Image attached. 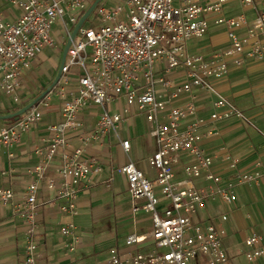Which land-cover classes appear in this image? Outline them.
<instances>
[{
	"label": "built area",
	"instance_id": "built-area-1",
	"mask_svg": "<svg viewBox=\"0 0 264 264\" xmlns=\"http://www.w3.org/2000/svg\"><path fill=\"white\" fill-rule=\"evenodd\" d=\"M1 1L13 12L0 10V93L17 106L23 104L25 78L41 50L52 46L60 32L68 38L94 0ZM231 1L238 2L240 10L225 16L223 7ZM244 8L251 11L246 13ZM92 14L94 19L85 26ZM89 16L72 40L54 89L13 123L0 126V147L11 148L40 124L52 97L60 101L61 120L47 126L48 144L35 148L38 161L20 201L13 204L12 189L0 188V203L12 204L26 226L22 264L37 263L38 192L42 187L55 192L62 200L59 211L75 215L80 189L102 171L95 158L83 159L85 147L113 134L127 154L129 140L119 136L118 128L133 114L144 117L156 142L157 150L148 158L155 177H146L131 161L115 171L126 179L133 210L150 215L153 247L131 255L112 251L106 264H233L223 247L224 229L214 221L199 223L193 218L206 202L218 200L231 206L238 186L260 185L264 180L258 159L252 170H239L224 180L212 169L215 156L202 146L218 136L217 124L243 119L216 83L227 78L231 64L238 67L250 60L264 66V0H100ZM212 28L224 32L221 46L194 55L184 48L188 40L201 39ZM174 73H181L183 79L171 80ZM200 92L214 97L207 118L198 115ZM181 96L187 101L175 103ZM90 106L99 113L93 129L84 134L79 113ZM73 133L81 141L76 148L71 147ZM222 153L229 170H236L238 158L225 150ZM57 157L60 162L51 176L48 171ZM179 165L183 178L176 180ZM196 180L206 185L197 188ZM155 186L160 188V197ZM161 198L166 205H161ZM139 200L145 203L137 205ZM226 220L223 215L221 221ZM60 234L69 238L68 250L74 251L80 242L76 227L67 224ZM143 240L131 236L126 244ZM244 246L246 261L264 256L258 234L248 235Z\"/></svg>",
	"mask_w": 264,
	"mask_h": 264
},
{
	"label": "crops",
	"instance_id": "crops-1",
	"mask_svg": "<svg viewBox=\"0 0 264 264\" xmlns=\"http://www.w3.org/2000/svg\"><path fill=\"white\" fill-rule=\"evenodd\" d=\"M0 10L5 13L13 12V9L1 0ZM207 35L208 42L211 43H207L209 46L207 50L205 46H202L201 53H208L221 46L225 41L224 37L221 38V36H224V32L218 29L212 28ZM247 64L255 65L256 70H259L264 78V66L262 64L245 60L238 67L231 64L226 79L229 81L235 80L242 74ZM175 75L177 76L175 77ZM170 79L181 81L183 75L174 73L170 76ZM225 80L217 82L216 87L220 94L241 112L239 106L231 102L229 99L231 96L228 94L230 89L234 88L237 83L229 86L225 84ZM233 95L236 103H239L241 93L236 92ZM53 98L58 99L55 96ZM262 98L264 99V89ZM213 100V96L205 92L199 93L196 102L200 108L199 116L208 117L212 111L211 104ZM186 101L187 98L181 96L178 102L175 103L181 104ZM7 102L10 107L6 108L0 115H4L8 109L16 106L11 103L10 99ZM52 103L53 99L49 107L42 111L40 124L25 134L19 144L11 148L0 147V188L12 189L14 192L13 204L20 201L25 186L32 181V169L38 161L34 150L38 146L48 144L50 139L47 126L57 124L61 120L60 101L57 106H53ZM122 105L123 103L120 102V107ZM0 106L3 105L0 104ZM113 107L116 108V105ZM250 107H255V105ZM56 113L58 116H56ZM98 113L99 109L92 106L79 113L84 134L93 129ZM140 116L143 117L139 114L129 116L123 129L127 124L137 129L138 123L136 122L137 126L135 127L133 119ZM243 117V119L231 118L217 124L218 136L208 139L202 144L208 153L215 156L212 169L224 180L232 179L239 170H252V164L256 159L261 161L264 170V105H262V116H253L247 123L244 115ZM143 120L145 121V119ZM145 123L149 126L146 121ZM230 125L232 126L226 127ZM147 130L149 138L154 141V143L148 145L150 153L147 158H149L156 152L157 145L150 135V129ZM136 138H139V136L135 135L133 137V139ZM131 139L132 137L130 139L123 138V140H129L130 143V151L127 154L123 151L119 142L115 140L113 134H110L100 144L93 142L85 147L83 159L95 158L102 167V171L93 175L89 184L80 189L76 199L75 215L69 216L59 211L62 200L56 198L55 192L47 191L44 187L38 192L34 233L38 254L36 264H106L112 251H116L121 255H131L147 251L153 247V241L150 238L152 230L150 215L143 210H133L134 204L128 196L126 179L115 171L116 168L129 161L117 165L113 164L112 149L116 148L118 153L128 157L133 149ZM80 145L81 141L78 135L71 134V147L76 148ZM223 150L238 158L239 165L236 170L230 171L227 162L222 160ZM59 158L57 157L53 162L48 171L49 175H54L60 162ZM134 164L146 177H155V171L148 166V163L144 165V163L137 161ZM2 173H5V175H2ZM175 178L176 180L183 178L182 165L176 168ZM194 185L200 188L206 185V182L196 180ZM154 190L160 197V189L155 186ZM160 202L161 205L167 204L162 198ZM136 203L141 206L145 201L139 200ZM223 215L227 217L225 222L221 221ZM193 221L199 223L214 221L224 229L223 247L233 264H264V256L252 262L246 261L244 257L246 250L244 240L248 235L256 233L264 243V180L260 185L238 186L236 188V201L231 206L218 200L206 202L205 206L197 212ZM140 223L146 224L150 231L142 232L138 229L137 225ZM67 224H73L80 236V242L72 252L67 247L69 238L62 237L60 234L61 228ZM25 230V223L20 214L13 208V205L0 203V264L23 263ZM131 236L143 237L144 240L137 244L127 245L126 241Z\"/></svg>",
	"mask_w": 264,
	"mask_h": 264
},
{
	"label": "rangeland",
	"instance_id": "rangeland-1",
	"mask_svg": "<svg viewBox=\"0 0 264 264\" xmlns=\"http://www.w3.org/2000/svg\"><path fill=\"white\" fill-rule=\"evenodd\" d=\"M238 10H240V4L236 1H231L228 4H225L222 13L225 16H233L238 13ZM244 11L248 13L251 10L250 8H244ZM93 19L94 14L89 16L85 26H87L88 22H91ZM213 26L214 25L211 24V27ZM207 37L208 35L201 39L192 38L185 43L184 48L188 49V52L192 55L199 54L202 52V46H205L206 50L209 48L208 44H210L211 42H208L209 40L207 39ZM223 37L224 39H226L225 34L224 36H221L222 39ZM66 40L67 38L64 36V33L60 32L56 37H54V44L52 46H46L41 50L36 65L32 67L31 71L28 72V75L25 78V95H22L25 96L23 104L35 98L40 92H42V87H47L54 79L58 66L60 64L62 50L64 44L66 43ZM224 82L229 86L233 83H237V85L234 88H231L228 92V94L231 96V98L229 99L232 103L237 104L239 106V109L245 116L246 123L253 116H262V105H264V99L262 98V91L264 89V78L262 74L259 73V70H256L255 65L247 64L245 69H243L242 74L235 78V80L229 81L226 79ZM236 92L241 93L239 103H236L235 97L233 95L234 93L236 94ZM8 100V97L3 94H0V104L3 105L2 107L0 106V113H3L6 108L10 107L9 103L7 102ZM58 103V99L53 98V106H57ZM251 105H255V107H250ZM109 111L112 112L111 107H109ZM56 116H58L57 113ZM143 119L144 118L141 116L133 119L135 127L138 123L137 129H134V127L130 126V124H127L125 126V129H123V127L118 128V133L122 139H130L132 137L131 142L133 144V149L128 157L118 153V149H112V153L114 156V165L121 164L127 161H132L134 163L140 161L144 163V165L148 163L147 157L150 153V147L148 145L154 143V141L149 138V133L147 130L149 129V126L146 125ZM231 126L232 125L226 127ZM135 135L139 136V138L133 139ZM117 153L118 155H116ZM158 189L160 188L158 187ZM137 228L142 230V232L150 231V228L144 223L138 224Z\"/></svg>",
	"mask_w": 264,
	"mask_h": 264
},
{
	"label": "water",
	"instance_id": "water-1",
	"mask_svg": "<svg viewBox=\"0 0 264 264\" xmlns=\"http://www.w3.org/2000/svg\"><path fill=\"white\" fill-rule=\"evenodd\" d=\"M99 1L100 0H94V2L91 4L89 9L81 16V18L78 20L76 25L73 27L70 35L68 36V38L66 40V43L64 44L61 59H60V64L58 66L56 75H55L54 79L51 81V83L42 92H40L35 98L30 100L23 107L19 108L18 110L14 111L12 113L0 115V121H6V120H10V119L17 120L22 114H24L27 110H29L30 108L37 105L42 99H44L54 89V87L57 85V83L59 82V80L61 78V71H62L63 65L65 63L67 52H68V49L72 43V40L76 36L77 31L79 30V28L81 27V25L83 24L85 19L95 9V7Z\"/></svg>",
	"mask_w": 264,
	"mask_h": 264
},
{
	"label": "trees",
	"instance_id": "trees-1",
	"mask_svg": "<svg viewBox=\"0 0 264 264\" xmlns=\"http://www.w3.org/2000/svg\"><path fill=\"white\" fill-rule=\"evenodd\" d=\"M45 88H46V86H45V87H42V90H41V91H43ZM27 103H28V102H27ZM27 103H25V104H27ZM25 104H22V105H20V106H19V105L14 106L13 108L8 109V110L5 112V114L12 113V112L18 110L19 108L23 107ZM14 121H15L14 119L6 120V121H0V124L7 125V124H10V123H13Z\"/></svg>",
	"mask_w": 264,
	"mask_h": 264
}]
</instances>
